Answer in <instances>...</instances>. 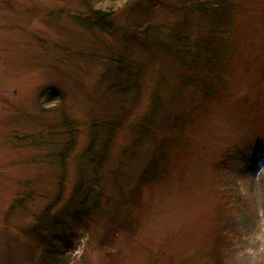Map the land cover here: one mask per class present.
I'll list each match as a JSON object with an SVG mask.
<instances>
[{
  "label": "rangeland",
  "instance_id": "rangeland-1",
  "mask_svg": "<svg viewBox=\"0 0 264 264\" xmlns=\"http://www.w3.org/2000/svg\"><path fill=\"white\" fill-rule=\"evenodd\" d=\"M127 1L103 8L118 10L111 34L89 26L83 0H0V264H37L41 244L50 242L47 232L37 230L44 211L64 210L81 181L87 184L82 174L95 171L98 159L82 158L92 148V126L108 112L104 78L115 65L110 57L133 45L135 58L144 59L131 41ZM240 1L234 46L241 61L227 80L229 93L196 112L192 143L144 193L143 215L118 212L115 221L136 224L131 232L120 229L113 236L111 213L96 218L74 230L65 254L69 264H264V0ZM158 20L173 25L178 17L163 10ZM155 69L160 67L141 81L138 102L125 113L103 161L99 185L108 186L106 196L115 194L109 191L113 172L122 181L136 179L150 161L155 145L142 122L168 117L152 107L154 81L162 71L170 76L166 103L179 83L171 81V61L160 73ZM192 98L186 90L172 113L185 111ZM66 121L75 135H66ZM99 137L94 153L102 158L107 137Z\"/></svg>",
  "mask_w": 264,
  "mask_h": 264
},
{
  "label": "trees",
  "instance_id": "trees-1",
  "mask_svg": "<svg viewBox=\"0 0 264 264\" xmlns=\"http://www.w3.org/2000/svg\"><path fill=\"white\" fill-rule=\"evenodd\" d=\"M83 1H85V7L89 9V26L92 28L93 25L113 34L112 30L115 29L113 20L117 17L116 11H118L115 5L119 0ZM129 1L123 6L130 15V30L134 37L131 41L136 40V45L140 46L139 54L144 56V59L141 61L135 58L137 48L134 49L133 45L125 48V54L119 57H113L114 53H112L110 59L115 65L113 68L110 67L104 78V82L109 85L107 96L104 99L108 112L104 113L102 115L104 117H100V120L92 126L95 131L90 144L92 148L88 149L82 158L91 162L95 156L94 159H98L94 165L95 171L91 176L88 172L82 174L88 177L87 184L84 183L86 181H81L77 193L72 201L65 205L64 210L55 215L51 214V208L44 211L42 217L44 220L39 222L40 227L37 230L41 235L47 232L44 234L49 236L50 242L48 244L43 241L41 244L43 253L37 264H69L65 254L74 237V230H80L82 226L88 227L101 216L105 217L111 213L112 222L109 229L113 236L120 229L121 232L130 231L134 224L133 220L128 223L127 228L126 224L120 220L115 221L116 215L122 209L126 213L127 211L131 214L135 213L137 219L143 215L144 193L155 186L156 178L159 179L167 173L168 165H172L174 157L192 143L190 132L197 117L196 112L203 111L204 108L208 109L215 99L226 97L229 93L227 80L232 76L233 66L235 67L241 61L234 46L237 45V36L240 33L238 15L243 8L240 0H178L170 5L166 0ZM107 3H112L115 8L104 12L103 8ZM163 10L178 17L177 23L171 25L165 21H157L158 14ZM106 20L110 22L106 23ZM163 56L164 59H162ZM166 61H171L174 67L175 72H171V81L176 78V82L179 83L178 88L171 89L174 96L168 103H166L167 99L163 91L165 88L169 89L166 80L170 76H164L162 74L164 71L160 73ZM156 66L160 69L154 71L161 75L158 80L154 81L156 90L153 93L152 107L156 109L158 115L165 112L168 117H162L160 121L156 119L153 125L142 122L145 127L144 136L148 135V139L152 140L155 145L150 161L144 166L143 172L136 175V179L130 178L126 180L128 182L119 179L118 173L110 172L112 188L109 191H115L116 195L106 196L108 186L99 185L103 172V161L109 156V149L118 131L123 127L122 124L127 118L126 114H130L138 102L143 88L141 81ZM186 90L193 94L194 103L191 106L187 103L186 106L195 107V111L185 106L183 107L186 108L185 111L172 113L173 104H182L181 101L186 98ZM118 112L126 113V117L117 115ZM97 115L100 116L99 113ZM116 120L118 123L114 125ZM110 121L111 123L113 121V125H110ZM63 127L69 129L66 135H75L72 122L66 121ZM101 133L106 134L107 137L102 147V154H104L102 158L94 153L96 149L94 142L101 141L99 137ZM72 145L73 142L65 149L67 151L64 158L67 157ZM65 167H63L64 178L66 177ZM77 223L79 227H76ZM106 238H109L107 234H105ZM153 261L154 259L151 261L152 264H154Z\"/></svg>",
  "mask_w": 264,
  "mask_h": 264
}]
</instances>
